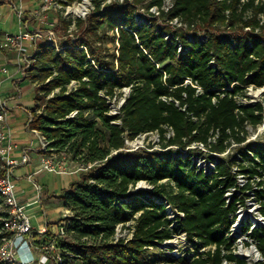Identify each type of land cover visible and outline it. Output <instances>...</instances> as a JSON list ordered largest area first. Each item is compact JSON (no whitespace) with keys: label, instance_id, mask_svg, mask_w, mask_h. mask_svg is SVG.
<instances>
[{"label":"trees","instance_id":"obj_1","mask_svg":"<svg viewBox=\"0 0 264 264\" xmlns=\"http://www.w3.org/2000/svg\"><path fill=\"white\" fill-rule=\"evenodd\" d=\"M102 1L76 21L73 37L72 19L61 17L55 30L62 27L66 39L43 43L28 75L36 84L29 127L45 136L44 152L93 164L61 194L70 211L58 239L62 264H222L236 210L226 197L232 165L242 158L247 173L264 172V143H245L247 125L264 121V105L236 100L248 87L264 88V0H177L159 16L149 9L164 0H148L147 13L144 0ZM175 17L187 29L172 25ZM123 87L131 91L111 114L109 99ZM155 130L161 149L125 150L126 136ZM211 136L216 153L232 142L239 148L227 158L211 155L215 168L201 167L187 147ZM140 181L151 187L137 188ZM132 220L133 236L117 238V225ZM180 232L188 244L176 255L165 241ZM255 235L264 251V228ZM209 245L214 252H200Z\"/></svg>","mask_w":264,"mask_h":264},{"label":"built area","instance_id":"obj_2","mask_svg":"<svg viewBox=\"0 0 264 264\" xmlns=\"http://www.w3.org/2000/svg\"><path fill=\"white\" fill-rule=\"evenodd\" d=\"M38 7L31 10L17 7L16 12L21 18V29L17 34H8L1 42L0 47L8 50H14L17 53V61L21 69V77L29 78L30 68L35 60V55L43 43H56L58 42L57 31L55 24L51 23L50 26L44 27L43 22L47 21L48 14L51 12L58 13L61 17L72 19L69 32L70 36H74L73 29L76 28V21L78 19H87V17L95 9L93 0H37ZM126 1L131 0H103L101 6L108 4H124ZM177 0H164L161 8L158 5L150 7L149 11L155 16H159L161 11L171 10ZM264 22V14L262 15ZM38 21L39 25L33 27L32 21ZM175 27L187 29L188 25L181 20L180 17H175L170 22ZM169 36H167L168 38ZM253 90V87H248ZM262 88V87H261ZM18 92L21 89L17 85ZM263 89V88H262ZM260 90V89H259ZM122 94L118 105L113 104L110 108L111 114H118L121 112V107L124 104L126 97L129 95L131 88L123 87L119 90ZM198 91H202L198 88ZM262 94V92L260 93ZM259 95V94H258ZM116 95L113 99H117ZM164 100L171 98L167 96L162 97ZM111 99H109L110 101ZM236 100L240 104L248 103V100L241 102V96L237 95ZM9 105L7 98L0 97V160L3 163V174L0 176V264H62L64 262L61 249L58 245V239L65 235L64 224L67 222L66 217L70 215L67 209L66 215L54 227L50 226L48 221H42L39 227L32 223V218L27 212V206L24 204L16 193L15 168L26 165L32 161L28 148L19 149V146L14 142L12 136L7 132L8 122L7 113ZM33 115L30 117L32 121ZM120 122V121H115ZM258 131L250 136L248 134L245 141L256 140L258 134L264 130V121L258 126ZM167 136H173L174 130L172 127L166 126ZM36 135L39 149L46 151L48 142L38 130L31 129ZM155 134L157 135L156 141H160V135L157 130L147 131L139 134L136 138L131 139L125 137V150H137L139 148H148L155 150L154 147H146L139 141L142 135ZM217 136L209 137L208 141H196L187 147V150H195L198 154L196 158L197 164L201 167L215 168L216 161L209 159L211 155L216 158H227L235 152L239 144L232 142L231 146L222 153L212 151L211 146L216 141ZM161 149V148H159ZM54 157L55 154H50ZM248 162L239 159L232 165V173L235 177V183L226 192L227 202L231 203L236 201V210L231 214V224L226 233L228 239H232L230 247L225 248L221 246L222 252L225 255L222 264H264V251L259 245V240L255 233L257 230L264 228V195L260 192L264 189V172H258L251 175L242 169V165H247ZM93 166L89 164H79L77 170H88ZM57 163L54 158H46L41 163L40 169L36 172L28 174V178L36 183L37 201L42 202V187L36 182V173L41 170L61 172L64 173L65 169ZM69 171V170H68ZM141 184L151 187L145 181H140L137 188ZM148 187V188H149ZM169 214L174 217L176 211L168 205ZM44 215L46 212L44 211ZM183 215V212H181ZM135 221H128L120 223L116 228V237L131 238L134 233ZM179 243V250H185L188 244L186 232H180L171 239L165 241V244L172 245ZM173 253L178 250L174 246ZM216 245H209L202 247L200 252L211 251L214 252ZM180 252V251H179ZM232 255V258L229 257Z\"/></svg>","mask_w":264,"mask_h":264},{"label":"rangeland","instance_id":"obj_3","mask_svg":"<svg viewBox=\"0 0 264 264\" xmlns=\"http://www.w3.org/2000/svg\"><path fill=\"white\" fill-rule=\"evenodd\" d=\"M147 1L148 0H144L143 2H141L139 4L140 11L143 13H147V10H146ZM34 2H36V1L34 0ZM6 5L9 6V3L7 2ZM7 6H5V7L7 8ZM3 15L4 14L2 12H0V20L4 17ZM48 18L49 19H47L46 22L45 21L43 22L44 27L50 26L51 23H54L56 26L57 25L61 26L60 25L61 16L58 13H55L54 11L49 13ZM162 20L163 19H160L161 23H163ZM19 29H20L19 23H18V21H16L14 28L10 29V31H11L10 34H17L20 31ZM78 33H80V31ZM57 35H58L59 41L66 39V36H65L66 32L64 31V29L62 27H59ZM108 36L109 37L106 39V44L113 48L114 44L111 40V36H113V33L109 32ZM116 43H117V41H116ZM21 87H22V94L20 95V97L18 99L24 106L26 105V106H28V108L30 110H32V108L35 106L36 84H34L30 78H26L25 82L24 83L22 82ZM256 91H261L262 94H260L261 92L255 93ZM120 93L121 92L118 91V93H117L118 98L117 99H111L110 100V108H112L113 104H115V105L119 104V101H120L121 95H122ZM246 99L248 100V103L260 101L264 105V89L254 88L253 90H251V89L247 88L246 94L241 96V102H243ZM19 108L22 109L21 105L19 106ZM28 117H29L28 112H23V116L21 117L20 121H22V122L26 121V120H28ZM247 128H248L250 136L254 135L258 131L257 126L255 127V126L247 125ZM26 134H30V137L32 136L31 139H35L36 142L39 141L37 139L36 135L34 134V132L29 130L26 132ZM156 138H157V135H155V134H149L146 136L142 135L139 138V141L141 143H143L144 146H146V147L152 146L156 149H159V148H161L162 143H161V141H156ZM256 140L264 143V130L263 129L258 134V138ZM238 148H239V146H237L234 149H238ZM46 158H54V160L57 163L59 162V165L65 167V169L71 168L74 170V169H77L79 167V164L77 162L73 161L71 159V156L66 152H59V153H56L54 157L48 156ZM43 160H42V162H43ZM38 163L39 162H37V160L35 159L26 165H22V166L15 168L14 180L17 182V190L18 191L20 190V195H22L24 198L29 199L32 195H35L37 193L34 189V187L36 188V184L33 181L28 179V173H29V170L34 169V167H36L34 165H38ZM78 171H79V173L82 172V170H78ZM35 179H37L43 187L42 194H43L44 198H47L48 196H50L51 198L54 197V200H56V198L57 199L59 198L60 202L59 201L58 202H55V201L54 202H46L43 209H42V207H40L41 204L29 206V207H27V212L31 216L32 223L34 226L39 227V224L41 222L39 217L43 216V219H44L43 221H45V222L50 221V226L54 227L56 225V223L58 224L60 222V220L65 217L64 212H58L56 210V207L60 206L62 204L61 203L62 202L61 194L64 191V189H63L64 186H63L61 175H58V174H55L52 172L44 171L40 175H37L35 177ZM148 187L149 186L144 185V184H141L139 186V188H148ZM31 201H33V200H31ZM28 202H30V201H25L23 203L27 204ZM50 210H52L53 212L50 215L46 214L47 216H45L43 214V212H41V211L48 212ZM172 245L178 247V250L175 251L174 254L178 255L180 252H182V251L179 252V243H173Z\"/></svg>","mask_w":264,"mask_h":264},{"label":"crops","instance_id":"obj_4","mask_svg":"<svg viewBox=\"0 0 264 264\" xmlns=\"http://www.w3.org/2000/svg\"><path fill=\"white\" fill-rule=\"evenodd\" d=\"M13 1L17 4L16 5L17 7L22 6V8H24L25 10L35 9L39 5L37 0H35L36 2H34V0H0V12L4 14L3 15L4 17L0 20V44L2 40L8 34H10L11 32L10 29L14 28L16 21H18L20 29H21L22 20L16 12L15 5H13ZM7 2L9 3V6L6 5ZM5 6H7V8ZM31 25L33 27H36L37 25H39V22L36 20L32 21ZM21 75H22L21 69L17 61V53L14 50H8V49H4L0 47V97L7 98L8 105H9V111L7 113V122H8L9 127H7L6 129H7V132H9V129H10L9 133L12 136L14 142L18 144L19 149L28 148L32 161L36 159L37 162H39L38 165H34L36 166L34 167V169L29 170L28 174H30L40 169L42 160L50 155L40 150L38 146V141L36 142L35 139H31L32 136L30 137V134H26L27 131L29 130L32 131L31 128L29 127V121H30V117L32 116V110H30L28 106L26 105L24 106L18 99L20 95L22 94L21 84L22 82L24 83L26 80V78H22ZM17 85L21 89L20 93L18 92ZM20 105L22 109L19 108ZM23 112H28L29 117H28V120L22 122L20 120H21V117L23 116ZM68 170L64 173L52 171V173L61 175L63 186H64L63 189L69 188L74 182L80 180V177H81V173H79L77 169L73 170L70 168ZM44 171L45 170H41L39 171V173L37 172L36 176L40 175ZM46 172H51V171H46ZM36 182L39 183L37 179H36ZM15 183H16V193H17V196L20 198V200L22 202L30 201L26 204L27 207L33 206L36 204H41L40 207H42L43 209L46 202H54V201L60 202L59 198L58 199L56 198V200H54V197L51 198L50 196H48L47 198H44L43 194H42V202L37 201V193L35 195H32L29 199L24 198L22 195H20V190L19 191L17 190L16 181ZM34 189L36 191L35 187ZM56 210L58 212H64L66 215L67 209L64 207L63 203L60 206H57ZM41 212H43L44 214V211H41ZM52 212L53 211L50 210L46 212V214L50 215ZM39 218L41 222L44 220L43 216H40Z\"/></svg>","mask_w":264,"mask_h":264},{"label":"bare ground","instance_id":"obj_5","mask_svg":"<svg viewBox=\"0 0 264 264\" xmlns=\"http://www.w3.org/2000/svg\"><path fill=\"white\" fill-rule=\"evenodd\" d=\"M264 89V88H263ZM261 91H256L255 93H260Z\"/></svg>","mask_w":264,"mask_h":264}]
</instances>
